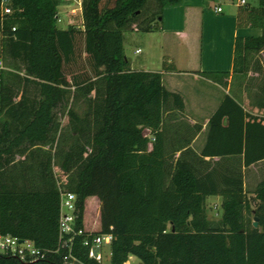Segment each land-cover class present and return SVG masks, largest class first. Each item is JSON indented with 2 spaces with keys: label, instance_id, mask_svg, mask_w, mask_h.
Segmentation results:
<instances>
[{
  "label": "trees",
  "instance_id": "1",
  "mask_svg": "<svg viewBox=\"0 0 264 264\" xmlns=\"http://www.w3.org/2000/svg\"><path fill=\"white\" fill-rule=\"evenodd\" d=\"M155 1L156 10L148 0H81L80 26L66 16L59 29L65 0H0V54L23 68L7 79L0 71V236L43 251L58 247L55 158L67 176L64 189L76 196L77 227L91 238L113 236L110 264L130 257L139 264H264V180L247 192L243 174L264 162V115L224 95L201 150L190 147L201 126L168 117L170 107L184 110L181 95L163 86L160 72L129 68L123 49L125 32H153L163 10L182 0ZM258 1L237 10V28L262 34L235 39L234 75L245 73L249 53L264 51ZM259 90L264 111V79ZM69 98L84 110L68 109V130L52 156L43 148L60 130L54 110ZM208 197L221 199L217 221L207 218ZM82 242L76 238L72 254L96 264ZM0 264L22 263L0 254ZM33 264H62L61 255Z\"/></svg>",
  "mask_w": 264,
  "mask_h": 264
},
{
  "label": "rangeland",
  "instance_id": "2",
  "mask_svg": "<svg viewBox=\"0 0 264 264\" xmlns=\"http://www.w3.org/2000/svg\"><path fill=\"white\" fill-rule=\"evenodd\" d=\"M74 1L75 0H71V2ZM243 1L245 3L244 5H239L240 0H215V3L220 4L225 10H231V8H234L236 11L238 10L239 6L248 9L257 8L259 6L258 0ZM151 4L153 10H156V1L148 0L147 5ZM236 5L238 6L237 8H235ZM73 8L75 13H65L66 9H64L63 7L58 8L59 14L57 27L59 29L66 28L67 22H69V19L71 17H73L72 20L74 21L75 25L80 26V21L77 18L79 17L80 12L76 10V5H74ZM65 15L69 19L65 18ZM142 19H144V17H142L139 21H141ZM136 27L137 24H133L131 26V29H135ZM124 37L125 41L123 43V49L125 57L128 60L131 61L136 59V61L140 63L143 62L146 57H149V61L147 62L146 66L148 70H156V68H159L157 51H150L147 47L148 40L153 37H156L155 34H143L128 31L124 33ZM136 48L142 51L141 54L136 55L134 53ZM0 58L3 62V69L1 70V75L3 76V79L11 78L12 76L18 75V73L23 72L22 67H18L17 63H14L9 59L5 58V55L0 54ZM16 68H18L19 72ZM263 79L264 51L251 52L248 54L245 63V73L242 75L208 76L204 74L200 76V79L197 82H190V84L186 86L183 95L180 93L183 102L185 101L184 110L182 112H179L174 107H170L173 112H171L168 117L172 118L173 121L181 122L184 125L187 124L189 127H191L192 125L190 124V122H188V120L195 121L197 123H204L209 118L212 110L214 111L215 108L218 106L219 102L221 101L224 95L232 96L246 110L250 111L252 114L264 115V111L258 109L257 107L258 102H260L259 88L263 84ZM69 108H72L79 114H82L84 110V105L82 103L74 105L71 99L69 98L63 106L58 107L54 110L57 121L60 124V130L54 143H49L43 148L44 152L50 153L52 156H54L56 145L62 142V139L68 130L67 111ZM178 122H171L172 129L176 128V123ZM201 140H203V136L198 137L196 143L194 144V147L197 148L201 143ZM15 159L16 161H18L20 158L16 156ZM168 160V166H172L175 157L174 159ZM56 161L57 160L55 158L52 159V170L57 184L62 185V183L67 182V176L64 175L63 172L58 168ZM226 165L232 167L233 169H239L238 162L234 160L226 161ZM243 174L245 190L247 192H251L252 190H254V187L257 183L261 182V180H264V162L243 170ZM220 204L221 199L219 197L207 198L206 214L208 220L217 221L218 219H220L222 213ZM90 213L91 211L89 210V212H87V222L89 223V225L92 226ZM92 227L95 228V225H93ZM102 254L103 264H110L109 247H103ZM130 262L132 264H139L138 259H136L135 257H131Z\"/></svg>",
  "mask_w": 264,
  "mask_h": 264
},
{
  "label": "crops",
  "instance_id": "3",
  "mask_svg": "<svg viewBox=\"0 0 264 264\" xmlns=\"http://www.w3.org/2000/svg\"><path fill=\"white\" fill-rule=\"evenodd\" d=\"M66 1L59 6L66 9L65 13H75L74 5L81 12V0ZM237 7L236 5L235 8ZM217 8H221V12H217ZM236 14L234 8L225 10L215 0H182L177 6L167 7L163 10L162 23L156 25L153 32L147 33L156 35L153 37L155 39L151 38L146 42L150 51H157L159 68L148 70L146 66L149 57L140 63L136 59L130 61L126 58L128 66L135 70L160 72L163 86L170 92L182 95L186 86L190 82H197L201 75L226 72L234 75L232 70L235 39L260 37L262 34L257 28H237ZM141 52L136 48L134 53L138 55ZM165 62L168 70L163 71L162 65ZM213 112L212 110L211 114ZM188 122L192 126H201L190 144L198 153L206 139L208 119L204 123L191 120ZM200 136H203V140L196 148L194 144Z\"/></svg>",
  "mask_w": 264,
  "mask_h": 264
},
{
  "label": "built area",
  "instance_id": "4",
  "mask_svg": "<svg viewBox=\"0 0 264 264\" xmlns=\"http://www.w3.org/2000/svg\"><path fill=\"white\" fill-rule=\"evenodd\" d=\"M240 5L244 1L240 0ZM221 12V8H217ZM4 14H10L9 9H4ZM140 52V51H137ZM3 69V62L0 58V71ZM64 184H57L59 198L58 214V239L59 245L55 250L43 251L34 246L30 241L14 238L11 236H0V254L8 255L17 259L22 264H33L47 259L50 254H60L62 264H85L76 258L73 254V246L76 238L82 237V245L88 249V258L96 264H103V247H109L113 236L111 234L98 235L90 237L81 228L77 227L78 208L76 196L64 189ZM95 249L98 251L95 253ZM62 250H64L63 254ZM131 257L123 264H132Z\"/></svg>",
  "mask_w": 264,
  "mask_h": 264
},
{
  "label": "water",
  "instance_id": "5",
  "mask_svg": "<svg viewBox=\"0 0 264 264\" xmlns=\"http://www.w3.org/2000/svg\"><path fill=\"white\" fill-rule=\"evenodd\" d=\"M257 218L254 219L253 221V227L256 228L257 227ZM21 243L23 242L22 240L20 241ZM98 251V249H95V253Z\"/></svg>",
  "mask_w": 264,
  "mask_h": 264
}]
</instances>
